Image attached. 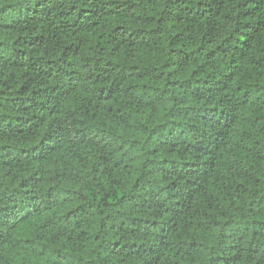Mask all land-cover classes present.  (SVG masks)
Here are the masks:
<instances>
[{"label": "clouds", "instance_id": "1", "mask_svg": "<svg viewBox=\"0 0 264 264\" xmlns=\"http://www.w3.org/2000/svg\"><path fill=\"white\" fill-rule=\"evenodd\" d=\"M0 129V264H264V0H0Z\"/></svg>", "mask_w": 264, "mask_h": 264}, {"label": "trees", "instance_id": "2", "mask_svg": "<svg viewBox=\"0 0 264 264\" xmlns=\"http://www.w3.org/2000/svg\"><path fill=\"white\" fill-rule=\"evenodd\" d=\"M37 7H39V5H37ZM36 41H32V44H35ZM16 55L18 57H22V54L21 53H16ZM36 63L38 62H32V67H35L36 66ZM15 66V65H13ZM101 95H103V91L101 92ZM111 96V90H109V98ZM33 107H37L38 105H36L35 102H33ZM21 107H22V102H21ZM42 107V106H40ZM112 113V110L109 109V114ZM24 123H27V121H24ZM9 128H11V125H8ZM2 130V129H0ZM13 131H17V132H20L22 131V129H13ZM100 143H103V139H101ZM97 147H99V144L96 145ZM105 148L107 147V145L104 146ZM2 151V155H0V159H6L8 157H12V151L11 150H8V149H5V150H0ZM104 151V148H100V152L102 153ZM13 159H15L16 163H21V160L20 158L18 157H13ZM25 160H27V157L24 158ZM84 159L85 158H80V162L83 163L84 162ZM108 163V158L104 155H100L98 157V160H97V164H106ZM114 167H118V165H114ZM106 172H108V169H105ZM62 175H71V172L68 171L67 169H65V172L62 173ZM207 173H205V177H207ZM209 180H211V177H209ZM28 182H25V184H27ZM25 187V185H22V188ZM222 188H223V191L228 193L229 195H231L232 193H238V194H242L243 192H246L247 189H244L242 185H236V184H224L222 185ZM31 190V189H29ZM215 190V189H213ZM116 195L119 196L120 195V192L117 191L116 192ZM16 197L14 196L12 199H15ZM30 206L34 207L35 211L37 213H39L40 211V206L39 204H35V205H32L30 204ZM50 206V205H48ZM209 208L212 207L211 204L208 205ZM0 213H4V216H3V220H4V223L7 224L8 223V220L11 218V214L8 213V210L5 208V209H0ZM87 216H88V212L87 211H80L78 210L77 214H76V221H77V227L80 226V223L87 219ZM25 219H27V217H25ZM49 223H52L51 221H49ZM133 224H136L137 221H132Z\"/></svg>", "mask_w": 264, "mask_h": 264}]
</instances>
